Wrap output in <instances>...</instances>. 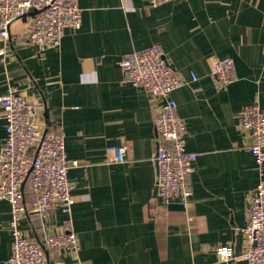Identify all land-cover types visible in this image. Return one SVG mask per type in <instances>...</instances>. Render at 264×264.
Masks as SVG:
<instances>
[{
  "label": "crops",
  "instance_id": "crops-1",
  "mask_svg": "<svg viewBox=\"0 0 264 264\" xmlns=\"http://www.w3.org/2000/svg\"><path fill=\"white\" fill-rule=\"evenodd\" d=\"M80 30L66 29L58 49L28 39L32 17L15 20L0 35V96L16 88L41 108L43 132L63 130L72 184V213L61 207L41 218L29 182L19 229L45 236L72 225L78 252H49L48 264H244L219 262L216 248L247 247L248 198L260 174L250 151L252 132L240 113L258 103L264 111V0H78ZM160 45L164 58L196 82L176 90L186 124V149L197 154L188 206L157 196L154 118L163 100L125 82V56ZM235 62L233 82L221 87L216 60ZM0 106V158L6 137ZM126 144V161H111V146ZM11 205L0 201V264L11 256ZM190 219V220H189Z\"/></svg>",
  "mask_w": 264,
  "mask_h": 264
},
{
  "label": "built area",
  "instance_id": "built-area-1",
  "mask_svg": "<svg viewBox=\"0 0 264 264\" xmlns=\"http://www.w3.org/2000/svg\"><path fill=\"white\" fill-rule=\"evenodd\" d=\"M171 1L149 0V4L156 8ZM33 11L38 13L31 19L28 39L43 49L60 48L66 29H81L82 11L78 0H0L1 37L7 39L11 24ZM122 64L125 82L163 100L154 118L159 136L154 157L158 168L157 196L165 203L178 199L188 206L193 195L191 178L198 156L186 149L187 127L179 118L178 104L171 95L196 82L198 77L192 72L188 78L174 69L158 44L125 56ZM235 74V62L230 57L216 60L212 67V75L221 87L230 85ZM0 106L7 121L0 158V201L11 205L8 226L13 236L12 253L5 264H48L49 252H78L79 237L71 224L43 240L27 237L19 229V222L27 211L23 190L26 182L30 184L41 218L57 207L68 216L72 213V184L68 171L78 162L71 163L67 158L63 130L43 132L37 123L41 106L27 100L16 88L0 96ZM240 126L252 132L250 151L256 160L260 181L248 198L247 225L242 230L247 239L245 251L236 256L232 245H221L216 253L223 263L239 259L244 264H264V111L258 103L242 109ZM108 151L115 155L111 161L122 163L126 161L128 146H111Z\"/></svg>",
  "mask_w": 264,
  "mask_h": 264
},
{
  "label": "water",
  "instance_id": "water-1",
  "mask_svg": "<svg viewBox=\"0 0 264 264\" xmlns=\"http://www.w3.org/2000/svg\"><path fill=\"white\" fill-rule=\"evenodd\" d=\"M37 13H38V12L33 11V12L29 13L28 15H26L25 17H28V16L33 17V16H35Z\"/></svg>",
  "mask_w": 264,
  "mask_h": 264
}]
</instances>
